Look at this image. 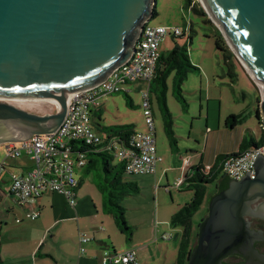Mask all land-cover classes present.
Segmentation results:
<instances>
[{
  "label": "water",
  "instance_id": "95a60500",
  "mask_svg": "<svg viewBox=\"0 0 264 264\" xmlns=\"http://www.w3.org/2000/svg\"><path fill=\"white\" fill-rule=\"evenodd\" d=\"M200 3L256 78V116L264 130V0ZM155 8L156 0H0V97L51 103L49 109L20 108L0 100V144L54 132L72 94L102 83L130 59ZM254 167V178L247 172L213 195L187 264H223L236 252L264 264L245 217L264 197L263 155Z\"/></svg>",
  "mask_w": 264,
  "mask_h": 264
},
{
  "label": "rangeland",
  "instance_id": "374dc122",
  "mask_svg": "<svg viewBox=\"0 0 264 264\" xmlns=\"http://www.w3.org/2000/svg\"><path fill=\"white\" fill-rule=\"evenodd\" d=\"M155 9L157 14L151 18L149 23L151 25L163 24L184 28L186 31L185 35L180 37L182 40L174 36L175 41H184V44L188 45V52L193 61L200 62V66L195 64L199 68L189 72L187 79L182 85V100L176 97L177 94H173L172 79L169 78L167 80L166 104L173 117V137H169L165 131V121L168 118L165 116V112L160 110L156 96L152 92L157 127V147L164 150L165 148L169 149L170 145H173L175 148H180L183 153L182 156H185L194 154L195 151L199 152V149L192 146H204L207 136H209L208 145H210L206 154H210L211 150L215 148L217 152H220L225 149H231L232 144L240 136L241 128L246 132L247 143L250 142L251 138L255 142H259L262 136V129L258 124L256 111L259 104L257 97L261 96L260 88L237 57L234 60L237 78H233L234 80L232 81V78L228 74V65L225 63L224 53L217 48L214 38L208 36H211L215 30L212 24L206 22L204 16L188 9L186 7V0H156ZM140 84L133 83L129 86L134 88V85ZM115 94L118 95L117 93ZM122 96L124 99L120 98L121 112L125 106V101L129 102L128 106L131 107V97L134 99L136 105L142 101V95L139 91L133 90L130 93V98L125 93ZM6 102L20 108L33 107L49 109L51 107V103L48 101H38L25 106L18 105L17 102ZM207 104H210V119L208 125L205 116ZM202 109L201 115L200 112ZM231 113L244 114L245 119L240 124L241 127L233 130L225 127L227 118L232 115ZM112 117L114 119L116 118L113 115ZM207 130L211 132L208 133ZM96 131L103 137H106L108 128H104V131H98L97 129ZM213 140L215 141L212 142ZM5 157V145L1 144L0 162ZM13 163H16L18 167L32 166V162L26 155L13 160ZM17 170L19 169L17 168ZM76 171L78 178H83L84 190L90 194L91 199H94V204L97 205L99 212L96 217V221L98 220L97 224H101L105 228L108 227V224H112L111 226L114 224L116 226L114 216L105 209L106 193L102 189L107 185L104 181L107 175L104 170V165L99 164L97 168L92 167L90 170L85 165L82 169L77 168ZM5 175L6 173L3 176ZM149 178L148 174L125 176L127 182H135L140 188L139 193L125 196L121 200V204L125 208L126 222L130 226L131 231L136 224H140L143 221L153 222L154 227H164L162 223H165L164 220L170 219L171 209L173 207L175 208L179 203L189 202L192 198V192L186 191L185 185L177 188L176 182L178 175L172 172H169L168 176H162L160 179L154 178L152 183ZM166 186H169V191H166ZM215 188L216 183H211L207 186L206 198L200 209L193 215L195 231H198L200 223L208 214L209 203L213 197L212 195L215 193ZM94 204H91L90 207L94 211H97ZM167 223L168 221L165 224ZM117 228V232H122L119 226ZM123 234L129 238L130 233L123 232ZM105 241L108 244L111 243L107 237ZM109 245L110 248H106L107 250H110L113 246L111 244Z\"/></svg>",
  "mask_w": 264,
  "mask_h": 264
},
{
  "label": "crops",
  "instance_id": "0c3cea01",
  "mask_svg": "<svg viewBox=\"0 0 264 264\" xmlns=\"http://www.w3.org/2000/svg\"><path fill=\"white\" fill-rule=\"evenodd\" d=\"M184 45L188 48L184 41H175L174 36H169L161 43L160 51L162 54H166L173 48ZM190 60L194 66L195 64L200 66L199 61L194 62L191 57ZM141 84L134 85V88L129 86L127 90L117 93L118 95L112 94L101 99V105L93 113L95 128L98 131H104V126L112 125H133L134 129H144L141 103L136 105L134 99L130 96L133 90L141 93V89L145 86ZM124 93L129 98L131 97V107L128 106L129 102L125 101V106L121 112L120 98L124 99L122 96ZM202 111L203 109L200 112L201 115ZM112 115L116 118L114 119ZM205 116L208 125L210 104L206 106ZM258 124L260 125L259 121ZM225 127L229 128L227 121ZM237 127H241V125L239 124L231 129L233 130ZM218 128L220 127L218 126ZM208 140L209 136H207L204 146H192L199 149V152L195 151L194 154L185 156H182L183 153L180 148H175L173 145H170L169 149L161 150L158 148L162 160L158 163L156 172L148 174L150 182L152 183L154 178L160 179L162 176H168V173L172 172L178 175V180L181 179L183 181L177 188L185 185L186 191L192 192V200L194 197L192 183L187 181L186 178L196 174V168L205 169V171L210 170L211 173L216 171L218 168V156L242 152V144L246 143L247 137L246 132L241 128L240 136L232 144L231 149L217 152L215 148L211 150L210 154H206L210 145H208ZM174 141L176 142V140ZM181 158L183 159L182 161ZM185 159L190 161L187 166L184 165ZM10 163L16 166L13 160ZM27 168V166H21L20 169ZM221 177L219 176V179ZM79 181V187L77 188L78 202L75 207L70 206L66 198L60 193H46L31 205L20 206L10 192L9 175L6 173L5 176L1 177L0 264H101L100 258L103 256V250L108 248L109 244L113 245L110 249L111 251L122 252L133 249L139 264H178L182 231L180 227L174 226L171 220L173 215L178 213L191 200L186 203H179L175 208L173 207L170 211V219L164 220L165 223L167 221L168 223H162L164 227H154L153 222L143 221L135 225L131 235L127 238L123 232H117L118 226L116 222V226L108 224L106 228L101 224H97L98 220L96 221V217L99 214L97 205L94 204V199H91L90 194L84 190L83 178L80 177ZM218 181L214 182L216 183L215 189H217ZM168 188L169 186L165 187L166 191H169ZM91 204L95 205L97 211L90 207ZM33 210L39 211V215L35 220L27 217V213ZM17 219L20 221H17ZM161 221L163 222V220ZM167 231L172 234V237L163 240L161 235L167 233ZM80 232L86 233L90 238V241L84 245L86 253L83 255L79 254ZM196 232L198 234V231ZM106 237L111 243H106ZM196 243L197 237L195 245Z\"/></svg>",
  "mask_w": 264,
  "mask_h": 264
},
{
  "label": "built area",
  "instance_id": "2783aa9c",
  "mask_svg": "<svg viewBox=\"0 0 264 264\" xmlns=\"http://www.w3.org/2000/svg\"><path fill=\"white\" fill-rule=\"evenodd\" d=\"M195 2L200 3V0H193L192 6ZM185 31L180 26L151 25L147 22L135 51L125 64L114 70L102 83L71 95L65 118L54 132L4 144L6 157L0 162V179L4 173L9 175L10 192L18 205L29 206L46 193H60L70 206L77 205L80 181L76 169L87 164V151H91V146L105 140L96 131L93 113L101 105L103 97L127 90L133 83L145 84L141 89L144 129H135L126 146L119 144L115 138H109L105 148L113 150L117 160L123 162L127 175L156 172L162 156L157 147L151 82L161 54V43L169 36H184ZM258 154L264 156V144L221 161L219 170L222 175L227 174L235 180H240L247 172L254 178V161ZM24 155L32 162V166L27 169H20L21 166L10 163ZM189 163V159L184 160L185 166ZM203 171L206 174L210 172L205 169ZM182 183L179 179L176 185L180 186ZM38 215V210L27 213V217L32 220ZM171 237V233L161 235L163 240ZM89 241L86 233H79V254L86 253L84 245ZM101 264L139 263L135 251L128 249L122 252L104 250Z\"/></svg>",
  "mask_w": 264,
  "mask_h": 264
},
{
  "label": "trees",
  "instance_id": "16d2710c",
  "mask_svg": "<svg viewBox=\"0 0 264 264\" xmlns=\"http://www.w3.org/2000/svg\"><path fill=\"white\" fill-rule=\"evenodd\" d=\"M193 0H186V7L196 13L204 16L206 22L212 24L214 27V32L209 37H213L215 44L219 50L224 53L225 63L228 65V74L232 78H237V73L235 72L234 60L236 55L233 53L229 45L227 44L225 38L223 37L220 30L214 25L210 18L205 13L204 8L199 2H195L192 6ZM157 14L156 9L154 10V15ZM182 37V36H177ZM198 67L194 66L191 63L190 56L188 53V48L186 45L177 46L167 52L166 54H160L155 77L151 82V90L156 96L157 104L161 111L165 112V116L168 118L165 121V131L169 137L174 136V131L172 128L173 120L172 115L168 110L166 104V93L168 89L167 80L172 79L174 95L180 100L183 99L182 96V85L188 77L189 72L197 69ZM257 100L260 101V97H257ZM153 105V100H152ZM259 106L257 108V116L259 117ZM164 115V114H163ZM155 117V116H154ZM245 119L243 113L232 114L227 118V126L229 128H235L237 125L242 124ZM260 126L261 122L259 121ZM108 128L107 137H104V142L97 144L96 146H91V151H87V168L90 170L92 167H96L99 164L104 165V170L106 172V177L104 178L105 185L103 187V192L106 193V202L105 209L108 213L112 214L116 220L117 225L120 227L122 232L130 233L132 231L130 226L126 222L125 217V208L121 204V200L128 195H134L139 193L140 188L135 182H127L125 176V168L123 162H114L116 158L113 150H108L105 148L109 138H115L119 144L126 146L128 145L130 135L135 131L133 125H112L104 126ZM262 129V136L259 142H255L253 138L250 139V142L242 144V152L250 149L256 148L264 144V130ZM241 152L232 153V154H221L218 156V168L214 172H209V174L204 173L203 169L196 168V174L192 177H187L186 180L192 183V189L194 191L193 199L187 203L178 213L173 215L172 224L174 226L181 228V242H180V252L178 257V264H187L188 259L191 256V253L195 247L197 232L194 229L193 224V215L197 212L202 206L206 195H207V186L211 183L217 182L220 178L219 183L217 184V189L215 193H219L222 190L228 187L227 179L225 175H221L219 170V165L221 161L239 155ZM108 187V189H107ZM213 194V195H214ZM212 195V196H213ZM108 247V246H107ZM107 250V249H104ZM117 252L116 250H112Z\"/></svg>",
  "mask_w": 264,
  "mask_h": 264
},
{
  "label": "flooded vegetation",
  "instance_id": "af4514ba",
  "mask_svg": "<svg viewBox=\"0 0 264 264\" xmlns=\"http://www.w3.org/2000/svg\"><path fill=\"white\" fill-rule=\"evenodd\" d=\"M232 179L228 177V187L233 182ZM251 209L252 213L247 214L245 217L250 222V228L255 231L252 238L255 248L264 255V197L257 198L251 204ZM222 261L223 264H261L258 261L251 262L246 256L237 252L227 255Z\"/></svg>",
  "mask_w": 264,
  "mask_h": 264
},
{
  "label": "bare ground",
  "instance_id": "6f19581e",
  "mask_svg": "<svg viewBox=\"0 0 264 264\" xmlns=\"http://www.w3.org/2000/svg\"><path fill=\"white\" fill-rule=\"evenodd\" d=\"M244 63V62H243ZM244 66H246V68H247V71L251 74V76L254 78V79H256L254 76H253V74L251 73V71L249 70V68L247 67V65L244 63ZM0 100H4V101H12V102H17L18 103V105H21V106H25V105H31V104H34L35 102H38V101H48L49 102V100L48 99H37V100H35V99H27V98H1L0 97Z\"/></svg>",
  "mask_w": 264,
  "mask_h": 264
}]
</instances>
